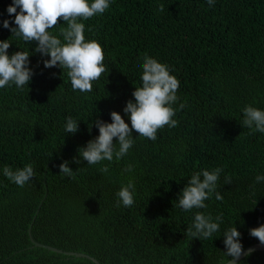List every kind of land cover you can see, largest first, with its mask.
Instances as JSON below:
<instances>
[{"label":"trees","instance_id":"16d2710c","mask_svg":"<svg viewBox=\"0 0 264 264\" xmlns=\"http://www.w3.org/2000/svg\"><path fill=\"white\" fill-rule=\"evenodd\" d=\"M11 3L0 0V40L12 44L9 55L29 52L34 75L23 89H0V264H97L34 240L102 264H225L222 235L233 225L244 249L259 242L249 230L264 224V182L255 183L264 174V133L241 125L246 105L264 110V0H215L212 7L207 0H110L103 14L80 21L110 70L90 93L73 91L66 69L45 68L49 57L3 28L5 19L15 27ZM66 26L61 20L50 31L63 40ZM145 54L180 80L178 126L158 130L156 141L134 132L119 161L77 164L78 149L99 134L94 124L89 131L95 119L110 123L116 111L131 126L123 109L142 86ZM69 116L79 122L74 135L64 130ZM63 161L73 176L60 173ZM29 163L35 176L24 187L3 174L5 166L15 171ZM104 165L108 173L100 172ZM217 167L223 200L213 194L206 209L178 207L191 175ZM129 181L135 202L117 207L116 193ZM197 211L222 214L212 238L185 234ZM238 264H264V250Z\"/></svg>","mask_w":264,"mask_h":264},{"label":"clouds","instance_id":"9594fccd","mask_svg":"<svg viewBox=\"0 0 264 264\" xmlns=\"http://www.w3.org/2000/svg\"><path fill=\"white\" fill-rule=\"evenodd\" d=\"M207 3L212 7L215 0H207ZM109 7L110 0H12L7 13L10 17L14 15L11 23H14L15 27H11L10 20L5 19L3 28L21 37L25 43L35 44L33 49L35 53L49 57L43 61L45 68L66 69L73 91L90 93L93 91V82L110 70L104 64L105 54L101 44L96 40H86L85 24L80 21L101 15ZM160 10L163 11V6ZM61 20L67 25L60 29L63 40L50 31ZM11 45L8 40H0V89L11 85L23 89L25 85H29L34 75V71L29 67L31 55L28 51L21 50L9 55L8 49ZM141 81L142 86L135 87L132 93L134 101H127L123 109L131 126L116 111L110 113V123L95 119L89 131L94 124L99 134L89 140L86 146L78 149L80 159L74 158L77 164L81 159L87 161L89 165L105 160L112 162L114 158L119 161L134 145V132L138 136L156 141L158 130L165 126L169 128L178 126V121L174 119L178 109L173 105L179 99L177 91L180 80L170 74L169 66L145 54ZM184 106L181 103L179 109H183ZM242 111L244 118L241 126L264 133V110L246 105ZM64 130L67 134H76L79 131V122L70 116L67 117ZM68 165V161H63L59 169L61 174L71 177L74 172ZM132 167L129 165L124 171L130 172ZM222 171V168L217 167L192 174L178 196L177 206L186 212L206 209L208 205L205 201L213 194L216 200L222 201L223 195L218 190ZM100 172L108 173L109 167L104 165L100 168ZM3 174L19 187H24L35 176L31 163L15 171L5 166ZM225 180L227 184L232 182L231 177H225ZM260 182H264V174L255 177V183ZM134 194L135 184L129 181L116 193L118 198L116 206L131 207L135 202ZM222 223V214L213 217L211 214L206 215L197 211L193 223L186 228L185 234L192 240L210 239L213 234L220 231ZM249 233L264 245V224L251 228ZM222 236L226 249L223 254L228 257V264H238L242 255H251V251L245 253L241 243V233L234 225L224 230Z\"/></svg>","mask_w":264,"mask_h":264},{"label":"water","instance_id":"95a60500","mask_svg":"<svg viewBox=\"0 0 264 264\" xmlns=\"http://www.w3.org/2000/svg\"><path fill=\"white\" fill-rule=\"evenodd\" d=\"M34 240V239H33ZM34 243L38 246H43V247H47L48 249L50 250H53V251H56V252H64L68 255H72V256H79V257H87V258H90L91 260H93L94 262H96L97 264H102L97 258L91 256L90 254H87V253H84V252H77V251H66V250H63L61 248H58V247H55V246H52V245H48V244H44V243H41V242H38L36 240H34ZM245 253H247L248 251H256V250H264V245H261L259 242L258 243H254L252 245H249L248 247H246L245 249ZM245 255H242L240 257V260L245 257ZM239 260V261H240ZM238 261V262H239ZM225 264H228V261L225 263Z\"/></svg>","mask_w":264,"mask_h":264}]
</instances>
